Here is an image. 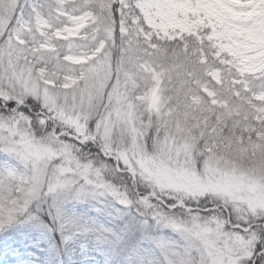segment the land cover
Segmentation results:
<instances>
[{"label":"snow or ice","instance_id":"snow-or-ice-1","mask_svg":"<svg viewBox=\"0 0 264 264\" xmlns=\"http://www.w3.org/2000/svg\"><path fill=\"white\" fill-rule=\"evenodd\" d=\"M0 264H264V0H0Z\"/></svg>","mask_w":264,"mask_h":264}]
</instances>
